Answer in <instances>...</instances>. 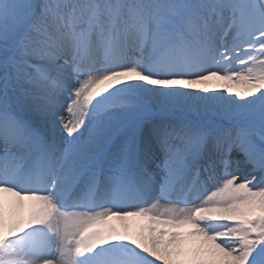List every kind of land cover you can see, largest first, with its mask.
Segmentation results:
<instances>
[{
    "label": "snow or ice",
    "instance_id": "snow-or-ice-1",
    "mask_svg": "<svg viewBox=\"0 0 264 264\" xmlns=\"http://www.w3.org/2000/svg\"><path fill=\"white\" fill-rule=\"evenodd\" d=\"M0 264H264V0H0Z\"/></svg>",
    "mask_w": 264,
    "mask_h": 264
},
{
    "label": "bare ground",
    "instance_id": "bare-ground-1",
    "mask_svg": "<svg viewBox=\"0 0 264 264\" xmlns=\"http://www.w3.org/2000/svg\"><path fill=\"white\" fill-rule=\"evenodd\" d=\"M214 83L228 84L226 81H214ZM231 86L234 87V85ZM2 195L5 203L6 217L10 222L12 220L27 221L34 210V206L38 203L32 200L21 201L9 193H3ZM147 225L148 222L144 218L132 217L125 220L112 218L95 224L93 228L89 229V232L99 231L105 236L126 235L130 238H140L142 233H146ZM112 228L116 229L115 233L111 231Z\"/></svg>",
    "mask_w": 264,
    "mask_h": 264
}]
</instances>
